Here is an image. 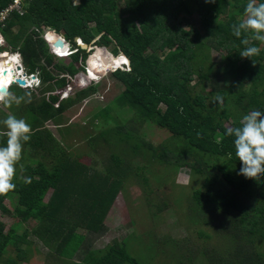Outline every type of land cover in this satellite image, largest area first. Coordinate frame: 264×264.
I'll return each instance as SVG.
<instances>
[{
  "label": "trees",
  "instance_id": "1",
  "mask_svg": "<svg viewBox=\"0 0 264 264\" xmlns=\"http://www.w3.org/2000/svg\"><path fill=\"white\" fill-rule=\"evenodd\" d=\"M14 1L0 0V12ZM246 3L80 0L74 6L71 0H29L23 5L24 16L15 14L2 35L9 50L21 55L27 73L39 74L41 86L36 91L13 86L3 92L23 99L2 103L9 114L0 111V120L23 118L31 133L17 163L15 189L0 194V211L15 220L8 231L0 220V264H25L40 253L31 235L56 264H146L156 256L158 241L145 244L136 231L101 250L91 248L95 240L76 235L79 228L97 237L109 230L106 220L124 188L128 167L118 154L102 168L89 166L68 156L47 129L49 123L63 129L69 111L96 98V83L107 71L124 93L97 116L103 124L115 125L102 138L129 146L134 157L149 156L142 169L154 163L189 168L194 182L204 184L193 192L190 212L208 216L207 222L220 221L228 240L227 249L208 263L264 264V174H240L234 137L227 135L229 126L238 127L249 111H264V44L253 41L260 54L242 58L246 34L233 35ZM45 29L63 35L64 48L52 46L61 40L51 34L46 39ZM77 39L92 51L78 47ZM213 52L224 55L221 62L213 60ZM217 94L224 98L223 107L213 99ZM147 123L171 139L159 147L142 140L138 130ZM5 143L6 137H0V145ZM26 177L31 183L24 182ZM7 199L13 210L4 204ZM229 221L236 225L233 233ZM34 222L31 231L25 228Z\"/></svg>",
  "mask_w": 264,
  "mask_h": 264
},
{
  "label": "rangeland",
  "instance_id": "2",
  "mask_svg": "<svg viewBox=\"0 0 264 264\" xmlns=\"http://www.w3.org/2000/svg\"><path fill=\"white\" fill-rule=\"evenodd\" d=\"M71 1L74 6L80 5V0ZM194 19L199 22V16H194ZM28 28L31 31L33 29ZM200 29L202 30L201 26ZM90 51L92 50L88 52ZM107 51L110 52L109 54L112 53L110 49ZM222 56L224 55L220 52L212 53V58L216 62H221ZM69 61V58L64 59L62 63L68 65ZM96 84L100 87L99 94L82 106L69 111L64 116L65 127L63 129L53 123L47 125V129L53 133L68 156L74 155L89 166L102 168L112 155L118 154L124 158L123 165L128 167V169L125 168L127 172L124 178V188L106 220L109 230L97 237L79 228L75 231L76 235L95 240L91 248L101 250L113 245L115 240H122L126 234L136 231L143 243L151 245L158 241L160 244L157 247L156 256L146 264H210L207 259L223 253L227 249L228 240L225 237L227 234L221 229L222 226L220 227V221L207 222L206 217L208 216L199 217L190 212V207L193 205L190 202L193 192L200 190L204 184L194 182L193 173L189 168L179 170L171 167L169 169L167 166L154 163L156 166L142 169L141 167L146 162L150 163L149 156L142 157L141 154V156L134 157L129 146L124 144L120 146L116 140L111 142L109 136H106V140L103 139V133L115 125L113 123L103 124L97 116L100 110L122 96L124 88L112 78L110 72H107ZM6 91L0 89V93ZM0 111L9 114L2 103H0ZM139 130L138 137L155 147L171 139L166 131L152 123H147ZM29 152H31L30 149ZM4 204L9 209H14V204L8 199ZM216 217L218 216H214ZM0 220L7 224V231L15 221L13 216H6L1 211ZM36 225L37 223L34 222L27 224L25 228L28 227L31 231ZM235 226L229 221L232 233ZM23 232L24 228L19 230L20 234ZM30 237L40 253L31 255V261L25 264H56L59 262L50 259L48 250L43 249L42 244L33 235ZM74 240L75 242L80 241L79 238ZM260 247L264 250L262 246ZM147 251L146 247L142 252L147 254Z\"/></svg>",
  "mask_w": 264,
  "mask_h": 264
},
{
  "label": "clouds",
  "instance_id": "3",
  "mask_svg": "<svg viewBox=\"0 0 264 264\" xmlns=\"http://www.w3.org/2000/svg\"><path fill=\"white\" fill-rule=\"evenodd\" d=\"M206 2L215 3V0H206ZM242 34H246L241 40V44L245 47L239 53L240 56L251 59L259 55L261 49L255 46L253 41L264 44V2L247 0L243 17L233 25V35L240 38ZM60 36L63 37V35ZM76 44L80 48L87 46L80 39L76 40ZM3 49L5 50L4 53L0 54L10 55L12 58H2L0 62H5L6 65L8 63L7 66H9L17 58L18 61H15L16 64H12V66L23 65L21 55L9 50L7 42ZM70 56L71 54L64 59H68ZM39 88L27 86L24 89L35 90ZM22 99L11 93H0V103H19ZM213 99L223 107V96L217 94ZM30 133L31 126L23 118L8 115L5 119L0 120V137H6V143L0 145V194H6L16 187L14 180L16 178L17 163L22 158L24 143L30 140ZM227 135L234 137L235 157L241 162L240 174L247 178H256L264 174V111H249L242 117L238 127L227 129ZM217 142L219 143V141ZM228 155L229 158L232 157V153ZM24 182L31 183V178H24Z\"/></svg>",
  "mask_w": 264,
  "mask_h": 264
},
{
  "label": "built area",
  "instance_id": "4",
  "mask_svg": "<svg viewBox=\"0 0 264 264\" xmlns=\"http://www.w3.org/2000/svg\"><path fill=\"white\" fill-rule=\"evenodd\" d=\"M28 1L29 0H15L12 5H9L6 9L0 12V49H3L6 45L5 38L3 37L2 32L6 29L7 22L11 21L12 17L15 14H18L20 17L24 16L25 12L23 11V7H24L23 5L26 4ZM3 56L5 55L0 54V61L2 60ZM16 61H18L17 58ZM14 72L15 74H17L16 78L18 80L25 81L28 87L38 88L41 86L38 77L39 74L29 75L23 65L21 66H19L18 64L15 65Z\"/></svg>",
  "mask_w": 264,
  "mask_h": 264
},
{
  "label": "bare ground",
  "instance_id": "5",
  "mask_svg": "<svg viewBox=\"0 0 264 264\" xmlns=\"http://www.w3.org/2000/svg\"><path fill=\"white\" fill-rule=\"evenodd\" d=\"M3 58H12L10 55L3 56ZM14 59V58H13ZM16 61V60H15ZM13 60V63H10L9 66L5 62H0V89L9 90L12 86L17 85V74L14 72V68H11L12 64H16ZM4 72H7V81L3 83L1 79L3 78ZM27 84V83H26ZM27 87V86H26Z\"/></svg>",
  "mask_w": 264,
  "mask_h": 264
},
{
  "label": "water",
  "instance_id": "6",
  "mask_svg": "<svg viewBox=\"0 0 264 264\" xmlns=\"http://www.w3.org/2000/svg\"><path fill=\"white\" fill-rule=\"evenodd\" d=\"M50 34H51L50 37H52V36L58 37L61 40V41H58L56 43L54 42V44H51V45L54 46V47H56V48H59V47L64 48V42H63L64 38L62 36H59L55 31H53L51 29H45V37H46V39L48 38V35H50ZM81 49L84 50V51H89V47L88 46H82ZM108 55H109V53H108ZM108 55L106 54L105 57H108ZM110 55L113 56V53L110 54ZM115 57H120V56H115ZM11 68H14V67L11 66ZM1 81L3 83H6V81H7V72H4L3 78L1 79ZM80 84L82 86H86L87 85V81L81 80L80 81ZM17 85L19 87L23 88V89L27 86L26 82L25 81H22V80H17Z\"/></svg>",
  "mask_w": 264,
  "mask_h": 264
},
{
  "label": "crops",
  "instance_id": "7",
  "mask_svg": "<svg viewBox=\"0 0 264 264\" xmlns=\"http://www.w3.org/2000/svg\"><path fill=\"white\" fill-rule=\"evenodd\" d=\"M17 32H15V34H16ZM83 42V41H82Z\"/></svg>",
  "mask_w": 264,
  "mask_h": 264
}]
</instances>
